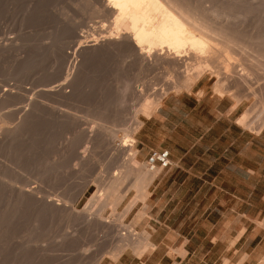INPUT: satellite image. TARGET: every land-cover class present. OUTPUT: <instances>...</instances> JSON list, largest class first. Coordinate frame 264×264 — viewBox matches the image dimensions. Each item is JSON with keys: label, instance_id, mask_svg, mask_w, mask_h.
Listing matches in <instances>:
<instances>
[{"label": "rangeland", "instance_id": "obj_1", "mask_svg": "<svg viewBox=\"0 0 264 264\" xmlns=\"http://www.w3.org/2000/svg\"><path fill=\"white\" fill-rule=\"evenodd\" d=\"M86 1L0 0V90L9 88L13 91L10 98L7 95L3 97L4 94L2 96L4 90L0 92V264H96L99 257H104L101 264H116L107 254L114 245L111 233L107 229L104 231L100 227L101 224L94 221V214L93 217L90 215L99 211L98 199L87 209L91 213L86 212L83 216L78 213L80 217L78 214L62 211L51 212L41 201L52 198L69 204L75 203L80 211L95 193H105L103 183L118 177L123 169L122 165L129 161V151L119 153L114 149L115 145L118 146L120 141L124 140L123 136L144 101L140 99L139 91L143 89L144 95L153 98V88L160 85H153L155 76L152 75H161L165 71L158 69L144 73L120 54L90 55L87 60L85 55L81 54L77 59H85L83 65L81 63V66H74V54L77 53L79 41L84 39H77L75 34L94 30L95 26L98 28L97 26L100 27L105 22L109 24L107 18L95 11V5H90L92 3L89 0L87 2L90 4H87ZM220 1H229L227 4H231V17L228 18L231 20L228 22V19H225V22H231L233 28L241 29L246 36L264 32V0ZM224 3L221 4L227 5ZM236 7L239 8L238 11ZM217 47L220 48L221 45ZM251 60L250 57L249 60H240L237 63L238 69H249ZM200 80V84L194 86L196 93L200 86L204 89L203 93L212 92L216 78L206 73ZM248 80L251 92L248 89L244 91L247 95L241 98L239 103L235 98L239 93L236 94V90L240 88H232L236 95H231L234 93L232 89L225 94L231 99L228 103L237 106L231 117L238 123L239 117L245 111H249L250 118L254 120L263 113L264 92L262 94L259 90L264 85V61L258 64L257 73L250 72ZM61 81L64 82L63 85ZM60 85V89L67 88L66 91L72 95L65 96L62 90H59ZM168 92L161 98L159 108L167 99L186 97L190 91L171 89ZM198 94L202 95L200 91ZM196 95L194 94L195 97ZM22 97L25 102L28 101L27 107L24 101L22 104ZM195 97L189 107L197 105ZM3 98L8 101H3ZM29 99L39 100V105L34 110L31 104H28ZM28 106L33 111L31 118L23 114ZM185 110L184 108L183 112ZM178 111L180 112L179 107ZM57 112L61 113V116ZM179 112L176 113L180 114ZM137 116L143 123L151 117L144 113ZM173 116L178 119L175 111ZM27 118L30 119L27 121ZM165 123V132L172 131L175 125L171 119L168 118ZM102 125L107 132L113 131L117 136L113 138L115 145L111 144L115 152L107 146L108 140H113L110 135V138L106 137V145L101 146L90 136L92 126H96L99 131L103 130ZM141 128L142 126L135 133L134 148L138 152L137 162L146 163L149 152L142 153V143L139 141H155L158 133L148 130L145 132ZM237 129L245 131L246 138L231 141V157H235L237 163H242L246 170L255 169L260 171L261 175L255 172L254 176H247V172L239 167H236L233 173L231 171L234 176L231 180L235 181L231 183V190H239L241 187L244 190L237 194L231 216L243 212L251 204L259 207V198L264 192L263 161L260 164V154L264 155V127L255 129L237 124ZM248 141H251V145L244 146ZM74 143L79 146L77 148L74 145L78 150L73 149ZM84 145L89 146L90 160L86 166L79 159ZM156 173L158 174V171ZM129 185L127 181L122 185V189L128 192L117 212L125 213L127 206L133 202L123 222L133 227L136 236L147 233L151 238L156 228L153 214L175 195L160 188L155 196L151 197L152 191H149L145 198H137L136 189H130ZM253 189L255 193L248 197ZM176 203L178 200L170 202L169 208ZM110 206L105 207L102 214L104 219L110 220L112 224L115 216L113 207ZM142 211L144 214L140 216ZM88 214L92 219L90 223L84 220ZM181 221L182 219L176 220L173 230L169 231L171 234L225 232V227L220 225H204L202 229L196 226L194 219L188 218L186 224L179 225ZM254 224L255 222L252 226ZM256 224L264 226V219L257 220ZM240 227L241 225L236 226L237 229ZM166 245L171 258L163 260L166 264H171L170 259H174L176 264L182 257L181 253L183 255V243L167 242ZM150 250L151 247H148V251ZM129 255L131 256L124 264H141L140 259H134L133 256H137L135 253ZM160 261V255L156 254L147 264H159Z\"/></svg>", "mask_w": 264, "mask_h": 264}, {"label": "bare ground", "instance_id": "obj_2", "mask_svg": "<svg viewBox=\"0 0 264 264\" xmlns=\"http://www.w3.org/2000/svg\"><path fill=\"white\" fill-rule=\"evenodd\" d=\"M89 1L92 4L88 2L87 4L95 5V11L100 13V15H102L104 18H107V22H109V24L105 22L106 24L104 23L100 27L97 26L98 28L95 26L94 30H90L91 32L89 31L83 34H75V36L77 35V39H84L79 41L80 43L79 47L77 48V53L74 54V60H76L73 62L74 66H81V63L83 65L84 60L90 55L100 56V54H107V56H109L110 54H120L122 57L124 56L126 58V61L127 59L130 60V63L139 67L141 71H144V73L154 72L158 69H163L165 72H163L164 74L161 75H152L153 77L155 76V80L152 82L154 83L153 85H160V87L153 88V98L147 97L150 95H144L145 93L143 92V89L139 91V97L144 101L140 104L139 109L136 111V116H134L135 118L132 116L134 120H132L133 122L131 123V126H129V129L123 136L124 140L120 141L118 146L115 145L116 141L113 138H116L117 136L113 131L107 132L103 125V130L100 129L99 131H97L95 128L96 126H92L90 128V136L97 140L96 142L99 146L103 145L104 142H107L108 138L111 136L114 141L109 139L111 141L108 140L107 143H109L110 146L109 144L107 146L112 148L111 146L115 145L114 150L116 152L123 153L125 150L129 151L128 153L130 155L129 161L122 165L123 169L121 170V174L118 177H113L103 183V190L105 193H99L100 191L95 193L90 198L87 205L80 211L76 207L75 203L69 204L65 201L52 198L46 200L44 199V201L41 202H44L43 204L48 208V210L50 209L51 212L57 213L62 211L73 215L80 213V215L83 216V214L86 212L89 213L87 209L89 208L90 204L92 205V202L98 199V205H100L98 209L99 211L92 214H90V212L89 214L91 217H93L92 215L94 214V221L96 220L95 222H97V224H101L100 227H102L103 230L107 229L108 232L111 233L109 234L114 242V245L111 246L112 248L107 252V254L114 260V262H119L126 255H129L132 252L135 253L137 257L141 258L148 252V247H151V249L155 248V244L150 240L149 234L143 233L139 236H136L137 234L134 233L133 227L129 225L127 226L123 222L125 214L130 210L133 202L127 206L125 213L117 212V208L122 203L128 192H125L122 189L124 182L127 181L130 183V189H136L137 198H145L150 190L149 188L152 184H154L153 182L158 175L156 171L151 170L147 162L139 163L136 160L138 152H136L137 150L134 148L136 143L135 133L143 125V122L137 115H139V113H144L146 116H151V114L159 108L161 98L171 89L176 91L188 90L192 92L194 88L200 84L201 77H203L206 73L212 74L216 78V81L212 86L214 88L212 89V93L215 95L217 94V96L221 98H226L225 94L231 92L233 90L232 88H240L238 89L239 91L236 90V94L239 92L237 95L235 94L234 90L232 91L234 93L231 94L236 95L237 98L235 99H238L237 103H239L241 98H244V96L247 95L244 91L247 89L249 90L251 87L249 86L248 80L250 72L252 71L253 73L254 71V73H257L258 64L261 61H264V32L261 29L263 34H258L256 32L257 35L252 34L250 36H246V34L240 31L241 29L237 30L235 27L233 28L231 22L230 24L225 22V19L231 17V4H227L229 1L225 3L220 0V3L215 0ZM221 3L227 5L224 6ZM238 9L239 8H237V11ZM248 10L247 12H249ZM230 20L228 19V22ZM262 22L264 24V21ZM74 43L76 44V42ZM219 44L221 45L220 48L217 47ZM81 54L85 55V59H77V56H81ZM249 57L254 60L253 62L251 60L249 69L245 68L243 71H241L242 69H238L237 63L240 60H249ZM82 58H84V56ZM133 65H131V67ZM248 70L251 71L248 72ZM63 83L64 82H62V85ZM152 83L150 82V85H152ZM127 86L129 87V85ZM60 87L61 85L59 86V90H62ZM62 87L64 88V86ZM3 90L4 89L0 90V92ZM24 90H26V88ZM66 90H62L65 96L67 94H71ZM203 90L204 89L201 88L200 92L204 95ZM4 91L5 92L2 93V96L4 94L3 97H5V95L9 96V98L10 96H13V91L9 90V88H5ZM259 92L263 94L264 85L262 88H260ZM16 93L14 94L16 95ZM227 98L229 97L227 96ZM5 99L3 98V101ZM21 101L22 104L24 101V104L26 103L25 106L27 105L28 101L25 102L23 97ZM38 101L31 99L28 104H31V108L34 110L39 105ZM262 105L263 113L256 117L255 120L251 117L253 119L252 121L249 116L250 112L245 111L239 117V124L246 125L251 128L254 127L255 129H258L260 126L264 127V102ZM29 106L26 109L24 108L25 111L22 109L24 111V113H22L25 117L26 115L30 117L33 112ZM59 115L61 116V113ZM67 117L65 116V118ZM69 117L71 118V116ZM61 118L62 117H60V120L62 121ZM29 119L27 118V121ZM106 137H108L107 140ZM74 145L76 146V143H74L72 146ZM76 147L73 149H77L79 146L77 148ZM88 150L89 146H85L79 155V159L84 166H86L90 160L88 156ZM110 205L113 207V216H115V221H117H114L112 224L110 220L104 219L102 214V210ZM143 212L144 211L140 213V216L144 214ZM89 214L88 216L84 215L86 217L84 220H87V222L90 223L92 219L90 218ZM80 215L78 217H80ZM184 253L185 252H183V256H185ZM103 258L104 257H99L98 260L96 259V264H101Z\"/></svg>", "mask_w": 264, "mask_h": 264}, {"label": "crops", "instance_id": "obj_3", "mask_svg": "<svg viewBox=\"0 0 264 264\" xmlns=\"http://www.w3.org/2000/svg\"><path fill=\"white\" fill-rule=\"evenodd\" d=\"M200 87L197 93L195 88L186 97L167 99L142 125L141 130L158 133L155 141H139L142 153L149 152L147 159L153 150H168L172 159V165L159 171L149 188L151 197L160 188L175 196L153 214L156 228L150 240L155 248L141 258L133 257L147 264L157 254L161 257L159 264H166L163 259L171 258L166 243L182 242L186 254L176 264H264V226L256 224L257 220L264 219V192L259 198V207L251 204L243 212L231 216L237 194L244 192L242 187L231 190V183L235 182L231 180L234 178L231 171L239 167L250 177L255 172L261 175V172L246 170L231 157V141L246 138L245 131L237 129L238 121L231 117L237 106L228 103L231 99L221 98L211 91L199 95ZM193 97L197 105L189 107ZM174 111L178 119H174ZM168 118L175 126L172 131L165 132ZM246 145L250 146L251 141ZM262 161L264 166V155L260 154V164ZM253 193L255 189L248 197ZM175 200L178 203L169 208V203ZM188 218L194 219L196 226L202 229L204 225H220L225 227V232L194 235L169 232L176 220L182 219L179 224L182 225ZM237 225L241 227L237 229ZM130 256L126 255L116 264H124ZM170 260L174 264V259Z\"/></svg>", "mask_w": 264, "mask_h": 264}, {"label": "built area", "instance_id": "obj_4", "mask_svg": "<svg viewBox=\"0 0 264 264\" xmlns=\"http://www.w3.org/2000/svg\"><path fill=\"white\" fill-rule=\"evenodd\" d=\"M147 163L151 170L161 171L172 165V159L168 150H153L148 156Z\"/></svg>", "mask_w": 264, "mask_h": 264}]
</instances>
